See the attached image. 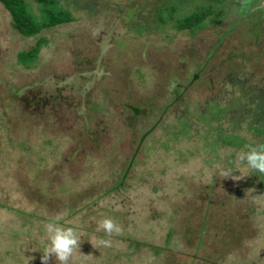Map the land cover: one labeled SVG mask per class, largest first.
I'll use <instances>...</instances> for the list:
<instances>
[{
	"label": "rangeland",
	"instance_id": "obj_1",
	"mask_svg": "<svg viewBox=\"0 0 264 264\" xmlns=\"http://www.w3.org/2000/svg\"><path fill=\"white\" fill-rule=\"evenodd\" d=\"M62 1L74 19L32 37L13 28L0 2V264H41L44 226L57 215L89 255L70 264H264V176L237 160L248 142L264 143L256 103L244 100L241 113L212 125L192 115L184 134L167 131L185 104L235 105L238 81L247 97L264 95V18L254 10L264 0H234L223 25L195 34L156 29L159 0ZM238 6L253 10L226 34L242 17ZM41 35L48 42L27 68L18 53ZM199 66L180 102L173 86ZM218 123L248 142L214 143ZM104 218L121 232L98 231Z\"/></svg>",
	"mask_w": 264,
	"mask_h": 264
},
{
	"label": "trees",
	"instance_id": "obj_2",
	"mask_svg": "<svg viewBox=\"0 0 264 264\" xmlns=\"http://www.w3.org/2000/svg\"><path fill=\"white\" fill-rule=\"evenodd\" d=\"M186 1L187 0H159L156 6L152 9L154 12L153 25L155 28L163 30L164 26L170 25L173 26L177 31H188L191 34H195L198 32V30L207 26L217 27L223 25L225 23L226 17L228 16L226 9L228 7L236 8V6L234 7V4L236 5L234 0H199L200 2L198 1L195 3H189V6H192V8L187 11V9L184 7V3ZM0 2L8 10L11 16V24L13 28L20 34L27 37L39 35L45 29L52 28L56 25L69 22L74 19L72 11L65 6L62 0H0ZM242 6H238L239 9L237 8L242 12V17L236 19L230 24L228 22L230 27L226 29V34L232 31V27L236 21L249 16L251 13L250 11L253 10L252 8L247 11ZM255 6H257V8L255 7L254 10L262 21L264 18V5L261 3L256 5L255 3ZM130 25L131 29L140 34L144 31H147L146 28L149 26L146 23L138 21H132ZM253 29L258 32L257 25L254 26ZM219 40L221 41L222 39L220 38ZM47 42L48 39L44 35H41L35 45H33L30 49L22 50L18 53V61L27 68L34 66L42 46L46 45ZM215 48L216 47H214V49ZM197 68L199 69L195 71L192 69L194 76L189 82H187L185 85H181L180 83L173 86V92L176 95V99H178L180 102L183 99V94L187 87L192 84L193 80L199 75L201 66ZM237 85L241 92L238 97H234L233 99L236 101L235 105L227 102L221 103L219 102V99L212 103L207 101L203 105L199 103L194 108H190L189 104H185L189 112L186 113V115L183 114L180 116L178 124L176 123L174 128L170 129V125H168L167 131L169 134L170 132L175 136H177V133L184 134L185 132L182 126H190L189 119L190 117L192 118V115L199 117L200 122L212 125V122H220V120H222L226 115L231 114L233 110H237L238 113H241L242 108L245 106L244 100H248V103H256L254 108L256 112L254 113L255 119L257 121H261V123L255 129L258 133L264 134V95H259L253 91V93L249 94L247 97V92L242 88V82L240 83V81H238ZM180 88H182V90H180ZM130 108L133 114L136 116H147L150 112L147 107L142 108L139 106L130 105ZM190 110L195 112V114H190L192 113ZM161 117L162 115L160 118L155 120V123H153L152 126L143 131L141 134V140H144L147 138V136H150L152 130L160 124ZM211 128H213V126H211ZM172 129H175L176 131L174 132ZM214 130L217 131V138L214 139V143L219 141L221 142L222 140L223 145L238 144V146H240L243 143L248 142L243 136H238L230 131L224 132L220 123L214 126ZM250 144L252 143L248 142V145ZM260 144L264 143L261 142ZM262 175L264 176V174ZM133 242L137 243L138 245H147V243H141L139 241ZM192 258L190 259L191 261L193 260Z\"/></svg>",
	"mask_w": 264,
	"mask_h": 264
},
{
	"label": "clouds",
	"instance_id": "obj_3",
	"mask_svg": "<svg viewBox=\"0 0 264 264\" xmlns=\"http://www.w3.org/2000/svg\"><path fill=\"white\" fill-rule=\"evenodd\" d=\"M237 160L252 171L264 174V144L248 145L247 151H242L237 154ZM225 178L231 176L230 172L223 171L221 173ZM233 179H236L232 177ZM240 179V178H239ZM60 216L57 215L56 220L47 222L45 224V233L47 244L43 249L40 257L41 264H49L54 258L55 262L59 264H70L75 254L80 252V245L82 243L78 231L73 227H64L58 221ZM97 230H103L106 236L110 237L113 234L121 232V227L111 218H104L98 221ZM100 247H110L111 241L109 239H101L98 242Z\"/></svg>",
	"mask_w": 264,
	"mask_h": 264
}]
</instances>
